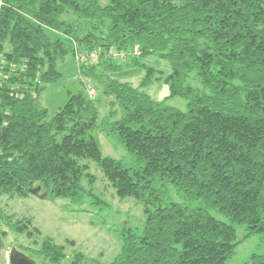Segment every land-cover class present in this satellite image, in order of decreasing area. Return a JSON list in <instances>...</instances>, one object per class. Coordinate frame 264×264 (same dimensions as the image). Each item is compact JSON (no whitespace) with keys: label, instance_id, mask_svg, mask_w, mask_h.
Instances as JSON below:
<instances>
[{"label":"trees","instance_id":"1","mask_svg":"<svg viewBox=\"0 0 264 264\" xmlns=\"http://www.w3.org/2000/svg\"><path fill=\"white\" fill-rule=\"evenodd\" d=\"M74 44L100 53L78 70L112 98L102 118L82 91L51 117L39 104ZM149 56L169 73L144 63ZM124 67L143 70L138 85L113 77ZM157 81L168 88L160 101L145 91ZM174 97L184 111L167 104ZM95 129L127 159L103 156ZM89 162L118 199L142 204L144 221L139 233L122 229L110 262L73 252L69 264H225L236 226L264 243V0H0V197L37 189L106 205ZM0 224V248L8 232L33 235L29 220L2 210ZM64 249L44 237L37 253L60 264ZM243 264H264V250Z\"/></svg>","mask_w":264,"mask_h":264},{"label":"rangeland","instance_id":"2","mask_svg":"<svg viewBox=\"0 0 264 264\" xmlns=\"http://www.w3.org/2000/svg\"><path fill=\"white\" fill-rule=\"evenodd\" d=\"M106 1L103 0V2ZM65 41L73 45L66 38ZM74 46L76 55L68 54L62 62L58 63L57 68L61 76L56 82L46 87L39 97V104L47 109L48 116L51 117L67 102L71 94L82 91L96 104L99 117L102 118L107 113L112 98L103 94L97 82L79 72L80 65L76 56L80 55V51L77 45L74 44ZM143 62L165 74L170 71L168 62L155 56H149ZM143 75L144 72L140 68L124 67L113 77L120 82H128L136 86ZM90 89L94 91L93 96H89ZM145 91L156 101L168 96V88L163 81L152 83ZM167 104L181 111L186 109V101L178 97L168 99ZM92 134L103 156L116 160L127 159L126 152L111 137L98 129H95ZM88 172L96 178L93 185L94 194L106 205L97 206L86 200L79 206L65 199L48 200L33 194L26 198H9L6 195L0 197V210L7 215H12L14 219L29 220L31 225L26 224V227L33 233L32 237H27L24 234L8 232L0 248V264H9L8 255L13 249L36 264H51L49 260H43L37 253L40 250L41 239L44 237L51 239L56 245L65 246L66 258L60 264H69L73 252H80L89 260L108 263L120 250L119 235L123 228L141 232L144 221L142 204L132 198L118 199L94 162H89ZM175 200L178 201V198ZM214 215L228 223L218 213ZM1 226L0 224V229H4ZM33 228H36L40 234L34 233ZM236 234L240 242L225 264H243L252 254L263 252V236L256 234L242 239L245 230L240 226H236ZM67 241L70 243L66 244Z\"/></svg>","mask_w":264,"mask_h":264},{"label":"built area","instance_id":"3","mask_svg":"<svg viewBox=\"0 0 264 264\" xmlns=\"http://www.w3.org/2000/svg\"><path fill=\"white\" fill-rule=\"evenodd\" d=\"M135 56H138V52L133 51L132 53ZM123 53L121 55L118 54H114L112 51H110L108 53V55L106 57H111L113 60H121L123 57ZM78 63L80 64L82 61L86 62L87 64H95L97 62H99L100 59V53L98 51H93V52H88L86 54H80L79 56H76ZM94 95V91L92 89L89 90V96H93Z\"/></svg>","mask_w":264,"mask_h":264},{"label":"water","instance_id":"4","mask_svg":"<svg viewBox=\"0 0 264 264\" xmlns=\"http://www.w3.org/2000/svg\"><path fill=\"white\" fill-rule=\"evenodd\" d=\"M37 189L32 192L34 195ZM8 263L9 264H35L32 260L28 259L21 253L17 252L16 250H11L8 255Z\"/></svg>","mask_w":264,"mask_h":264}]
</instances>
